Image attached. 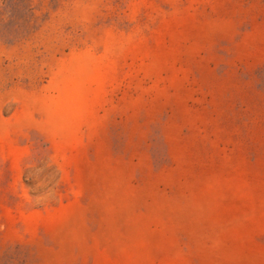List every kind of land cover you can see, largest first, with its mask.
Listing matches in <instances>:
<instances>
[{
    "label": "rangeland",
    "instance_id": "obj_1",
    "mask_svg": "<svg viewBox=\"0 0 264 264\" xmlns=\"http://www.w3.org/2000/svg\"><path fill=\"white\" fill-rule=\"evenodd\" d=\"M0 264H264V0H0Z\"/></svg>",
    "mask_w": 264,
    "mask_h": 264
}]
</instances>
